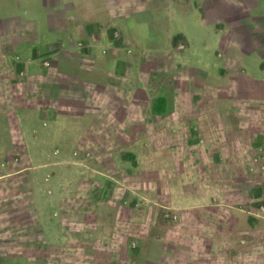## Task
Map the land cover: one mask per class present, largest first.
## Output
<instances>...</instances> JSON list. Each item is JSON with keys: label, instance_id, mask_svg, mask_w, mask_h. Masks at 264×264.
<instances>
[{"label": "rangeland", "instance_id": "rangeland-1", "mask_svg": "<svg viewBox=\"0 0 264 264\" xmlns=\"http://www.w3.org/2000/svg\"><path fill=\"white\" fill-rule=\"evenodd\" d=\"M113 2L0 18V264H264V0Z\"/></svg>", "mask_w": 264, "mask_h": 264}, {"label": "crops", "instance_id": "crops-1", "mask_svg": "<svg viewBox=\"0 0 264 264\" xmlns=\"http://www.w3.org/2000/svg\"><path fill=\"white\" fill-rule=\"evenodd\" d=\"M122 2L123 0H114L113 4L117 7L121 5ZM34 7H40V10L44 11V0H0V18L18 16L21 12L27 13L26 15H31L34 12ZM120 14V12L116 14L117 19H119ZM31 18L37 19L38 23H41L43 20L41 17L38 18L31 16ZM45 34L46 27L42 24L40 26V37Z\"/></svg>", "mask_w": 264, "mask_h": 264}]
</instances>
